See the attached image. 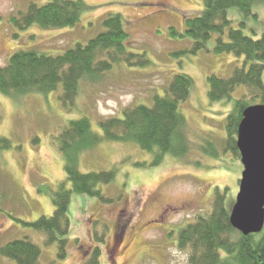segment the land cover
<instances>
[{
    "label": "rangeland",
    "instance_id": "obj_1",
    "mask_svg": "<svg viewBox=\"0 0 264 264\" xmlns=\"http://www.w3.org/2000/svg\"><path fill=\"white\" fill-rule=\"evenodd\" d=\"M47 1L0 0V66L19 49L57 55L76 44L85 47L107 31L103 22L111 14L121 15L128 34L126 51L136 63L114 65L96 81L82 80L66 108L61 86L46 95L0 94V136L12 143L0 154V247L27 239L40 250L38 264H82L96 245L101 250L100 264H187L191 249L176 245L178 229L211 213L215 187L229 214L238 193L243 166L239 157L224 152L225 121L232 101L210 102L208 78L230 77L242 58L214 53L216 35L205 48L193 51L194 42L184 33L185 19L200 14L203 0H83L85 8L74 27L20 30L10 22L29 4L42 6ZM253 14L258 18L243 19L235 9L228 12L232 28L257 39L264 30V10L257 7ZM242 21L245 26H238ZM115 49L100 50L94 58L107 59ZM178 74L194 82L189 97L179 104L186 120L188 152L167 154L158 165L151 164L152 152L131 141L100 140L81 152L78 169L82 173L115 172L110 184L99 187L111 203L70 194L69 232L61 257L58 242L26 224L53 215L48 188L56 190L62 183L70 188L56 137L71 120L85 117L99 133L100 120L121 117L123 109L135 105L151 107L153 97L163 96ZM243 92L237 88L232 98ZM205 140L217 156L203 151ZM101 236L104 239L99 241ZM0 264L16 262L0 255Z\"/></svg>",
    "mask_w": 264,
    "mask_h": 264
},
{
    "label": "trees",
    "instance_id": "obj_2",
    "mask_svg": "<svg viewBox=\"0 0 264 264\" xmlns=\"http://www.w3.org/2000/svg\"><path fill=\"white\" fill-rule=\"evenodd\" d=\"M257 7L264 10V0H203L200 14L185 19L184 33L193 40L194 52L205 48L212 35H216L214 53H230L242 58V64L234 69L230 77L211 75L208 78L210 102L232 101L225 121L224 152H231L235 157H239L236 134L243 110L252 104H264V30L257 39L246 36L240 28H232L228 12L235 9L243 19L257 17L253 14ZM84 8L83 0H48L42 6L31 3L25 12L12 16L10 22L20 30L31 26L45 29L74 27ZM103 23L107 31L88 41L85 47L76 44L57 55L33 48L13 52L0 66V94L46 95L61 86L63 93L60 98L66 108L68 104L72 105L82 80L96 81L114 65L136 63L134 55L126 51L125 38L128 34L121 15L111 14ZM238 26L244 27V21ZM109 48H116L114 55H107L104 60L94 58L97 52ZM193 84L189 76L175 75L164 95L153 97L151 107L135 105L123 109L121 117L100 120L99 133L93 131L85 117L69 121L56 137V142L65 160V179L70 188L63 183L56 190L48 188L54 205L53 215L41 216L26 224L47 233L49 241L58 242L59 254L63 257L70 224V194H85L111 203V199L103 197L99 187L110 184L115 172L82 173L78 169L80 153L97 145L100 140L134 142L142 150L154 154L153 165L160 164L167 154L181 156L188 152L189 144L184 131L186 120L179 111V104L189 97ZM239 87L244 92L233 99L232 93ZM11 147L10 140L0 136V154ZM202 149L217 156L209 140H205ZM215 189L217 195L211 213L199 217L196 223H187L178 229L176 245L191 249L187 264H264V232L244 235L234 229L229 222V209L223 195L218 187ZM103 239L101 236L99 241ZM39 251L27 239L13 240L0 247V255L16 264H38ZM100 253V247L96 245L82 264H100Z\"/></svg>",
    "mask_w": 264,
    "mask_h": 264
},
{
    "label": "water",
    "instance_id": "obj_3",
    "mask_svg": "<svg viewBox=\"0 0 264 264\" xmlns=\"http://www.w3.org/2000/svg\"><path fill=\"white\" fill-rule=\"evenodd\" d=\"M236 145L243 171L229 222L244 235L256 234L264 226V104L243 110Z\"/></svg>",
    "mask_w": 264,
    "mask_h": 264
},
{
    "label": "bare ground",
    "instance_id": "obj_4",
    "mask_svg": "<svg viewBox=\"0 0 264 264\" xmlns=\"http://www.w3.org/2000/svg\"><path fill=\"white\" fill-rule=\"evenodd\" d=\"M263 227H264V226H263ZM262 230H263V229H262ZM261 232H262V231H261ZM261 232H260V233H261ZM256 234H257V233H256Z\"/></svg>",
    "mask_w": 264,
    "mask_h": 264
}]
</instances>
